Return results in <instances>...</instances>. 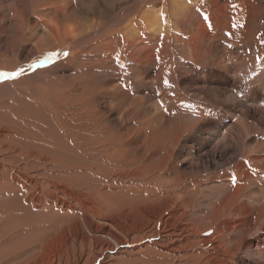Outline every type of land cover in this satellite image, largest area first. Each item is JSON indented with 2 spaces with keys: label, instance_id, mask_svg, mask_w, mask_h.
Instances as JSON below:
<instances>
[{
  "label": "rangeland",
  "instance_id": "rangeland-1",
  "mask_svg": "<svg viewBox=\"0 0 264 264\" xmlns=\"http://www.w3.org/2000/svg\"><path fill=\"white\" fill-rule=\"evenodd\" d=\"M122 1L0 0V73L24 69L17 77H0V126H13L10 118L31 125L27 115H44L59 96L75 89L87 97L100 95L96 109L112 112L124 147L144 153L134 152L137 161L116 169L119 187H153L132 179L146 168L176 194L172 205H181V198L187 203L182 201V223L204 238L221 229L234 248L243 231L252 245L241 249L240 257L264 262V216L259 215L264 206V0H181L175 13L171 0H129L108 13ZM158 8L165 35L146 31L140 22ZM131 19L134 31L146 35L127 45L123 28ZM103 32L110 33L108 42L117 37V47L103 48ZM70 195L71 204L79 201ZM166 196L152 201L160 211L170 207L162 202ZM14 203L0 201V264H91L95 255V264H116L118 258H131L127 246L117 248L113 240L86 230L84 242L99 240L105 252L99 245L93 252L94 241L75 243L80 226L66 215L46 213L36 220ZM145 208L148 214V204ZM134 216L131 209L116 211L113 234L122 238L118 228L128 229ZM96 226L107 227L94 221Z\"/></svg>",
  "mask_w": 264,
  "mask_h": 264
},
{
  "label": "bare ground",
  "instance_id": "bare-ground-1",
  "mask_svg": "<svg viewBox=\"0 0 264 264\" xmlns=\"http://www.w3.org/2000/svg\"><path fill=\"white\" fill-rule=\"evenodd\" d=\"M128 1L123 0L110 6L108 13L112 15L116 5L121 6ZM180 3L181 0H171V12H178ZM129 10L134 9L130 8ZM162 16L163 12L159 8L146 13L144 17L141 16V25L146 31L149 30L153 34L158 32L157 34L165 35L166 21L164 16L163 21ZM123 31L122 36L127 45L133 44L140 37L143 38L146 35L145 31H134V20L132 19L123 28ZM139 32L143 34L141 35ZM23 33L20 31L21 36ZM100 34L103 36V39L99 40L104 41L103 48L109 51L111 48L117 47V37H112L108 42L110 33ZM22 40L21 37L19 42ZM67 96L64 98L59 96L61 99L56 97V106L51 110L45 107L48 111L44 110V115H27L31 125H25L15 118H10L13 121V126H0V201L2 204L4 201L5 203L13 202V204L15 201L20 202L34 218L35 216H47L46 213L55 214L58 212L60 216L66 215V220L70 221L72 225L78 223L80 226V233H76L78 230L75 232L77 234L74 239L75 243L84 242L89 233L113 240L117 248L127 246L129 252L127 251L125 255L131 258H118L116 264H264V262L255 263L240 257L241 249L249 243L252 245V241L244 237L243 231L240 238L235 240L237 247L234 248L229 245V239L222 236L221 229H214L209 237L204 238L200 237L201 231L194 229L190 224L182 223V201L184 204L187 203L181 198V205H172L174 203L172 196H176V194L173 195L170 189H163L165 185L163 186L160 176L150 175L146 168H141L140 172L137 171L138 173H135L132 179L138 182L146 180L153 187L135 191L122 190L116 175H114L116 169H121L128 163H134L129 160L133 158L134 152H137L135 154L144 153L139 148L132 150L135 148L124 147V137L116 130L114 121L110 120L112 112L109 111L105 115L97 110L96 104H99L97 98L100 95L96 94V98L87 97L85 93L81 95L79 90L75 89L73 94ZM106 97L101 98L102 104L106 101ZM64 101L69 103L60 106ZM109 123L115 125L110 126ZM17 126L24 128L20 127L22 129L19 130ZM157 126L156 131L165 135L164 130H161L159 125ZM133 159L137 161L135 157ZM108 167H110L109 172ZM37 170L39 174L36 173ZM70 194L75 198L79 197V201H74V204H71ZM164 195L167 196L163 198L162 202L166 201L170 207L160 211V206L152 204V201L154 197ZM81 199L85 201V204L81 202ZM145 204L149 206L148 214L144 212ZM15 208L18 207L15 206ZM120 209H131L135 214L134 219L127 227L128 229L120 230L118 228L122 232V238H120L121 235L119 237L114 235L111 230L113 227L117 228L116 220L112 216ZM141 211L144 214L140 213ZM259 211L260 217L264 216V206ZM68 214L69 216H67ZM35 219L37 220V218ZM94 221L107 227L104 230L102 227H93ZM15 224L17 223L15 222ZM39 229L41 228L39 227ZM84 230L88 233H84ZM261 231L260 228L257 235ZM41 232L44 231L41 229ZM93 241L94 246L91 248L94 252L95 246L99 245V240L89 241L88 239L84 244ZM207 245L211 248H207ZM99 247L103 254L105 252L104 244H100ZM106 250L110 251L109 247ZM97 258L95 255L93 257L95 261H91V264H95Z\"/></svg>",
  "mask_w": 264,
  "mask_h": 264
},
{
  "label": "snow or ice",
  "instance_id": "snow-or-ice-1",
  "mask_svg": "<svg viewBox=\"0 0 264 264\" xmlns=\"http://www.w3.org/2000/svg\"><path fill=\"white\" fill-rule=\"evenodd\" d=\"M47 60H51V57H47ZM43 63V62H41ZM33 65H30V67H32ZM24 72V69L21 68L18 72H14V73H0V77H3L4 79H7L9 77H17L19 75H21Z\"/></svg>",
  "mask_w": 264,
  "mask_h": 264
}]
</instances>
